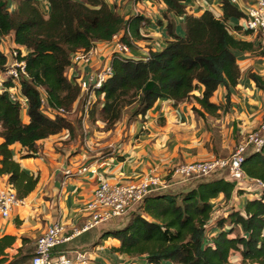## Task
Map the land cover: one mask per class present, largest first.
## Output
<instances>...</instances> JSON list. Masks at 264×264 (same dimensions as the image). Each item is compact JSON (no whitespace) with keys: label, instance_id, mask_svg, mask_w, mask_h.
Instances as JSON below:
<instances>
[{"label":"trees","instance_id":"16d2710c","mask_svg":"<svg viewBox=\"0 0 264 264\" xmlns=\"http://www.w3.org/2000/svg\"><path fill=\"white\" fill-rule=\"evenodd\" d=\"M11 1L14 9L8 6L10 0H0V68L6 62L2 38L28 49L27 77L20 80L27 105L22 116L20 104L9 98L7 89L0 91V175L8 176V187L23 200L35 189L40 176L23 168L13 158L10 146L19 143L26 150L25 157L35 156L38 141L63 131L70 135V112L76 113L81 123L80 90L72 79L74 72L68 70L72 54L87 51L99 41L110 42L114 35L136 49V42L145 38L141 28L151 20L139 13L125 18L116 4L112 8L105 0H47V11L38 0ZM159 1L166 8L167 43L160 50L145 45L147 57L112 54L114 74L96 90L86 128L89 121H95L109 130L125 115L127 123L144 120L160 99L174 105L192 101L199 106H193L196 115L216 116L227 103H214V93L222 85L228 89L236 86L240 78L234 51H254L264 57V44L253 47L251 42L233 36L227 21L242 20L244 15L229 0H220L221 16L209 9L196 14L194 3L184 0ZM177 23L182 35L176 31ZM234 29L240 31L241 27ZM248 77L264 95V77L253 71ZM42 93L50 109L63 108L68 113L46 115L40 102ZM97 114L100 120L95 119ZM242 167L248 177L264 180V147L260 151L248 149ZM226 175L227 170H216L151 191L103 228L99 240H118L111 253L142 258L146 264H229V260L238 259L237 264H264V193L247 199L243 208L217 215V233L209 239L205 236L213 219L212 200L223 195L228 202L234 193L245 192L236 190ZM22 240L18 255L8 264L31 261L35 245L25 237ZM14 241L12 235L0 237V263L6 261L4 250Z\"/></svg>","mask_w":264,"mask_h":264},{"label":"crops","instance_id":"0c3cea01","mask_svg":"<svg viewBox=\"0 0 264 264\" xmlns=\"http://www.w3.org/2000/svg\"><path fill=\"white\" fill-rule=\"evenodd\" d=\"M105 1L112 8L116 4L125 18L137 13L150 18L151 23L141 28L144 40L136 42L142 48L132 47L133 55L147 57L145 45L148 44L153 50L165 46L168 40L164 17L166 8L161 1L137 0L136 5L134 0ZM240 1L247 3L252 0ZM184 2L194 3L196 14L209 9L216 16L222 15L220 0ZM42 6L47 7L45 2ZM173 18L179 21L178 17ZM227 23L236 39L249 41L253 47L263 45L256 34H244L242 28L240 31L234 29L237 25L241 27L242 20L231 18ZM176 31L183 34L179 23ZM93 50L90 63L79 65L77 72H88L99 62L107 61L113 52V42H96ZM234 53L241 70L240 78L236 86L228 89L222 85L214 93L211 98L214 103H227V107L216 116L196 115L193 106H199L192 101L174 105L170 100L160 99L148 110L144 120L127 123V116H124L109 130L103 129L104 125L99 123L92 136L88 135V128L84 129V143L80 147L72 144L69 147L64 144L63 147L62 142H57L58 149L53 147L52 142L56 138L66 135L61 139L66 140V131L38 141L39 149L35 156L25 157L26 150L19 143L12 144L13 158L28 171L38 172L40 178L35 189L21 200L9 217L0 222V237H15L14 243L4 250L6 261L0 264H8L18 255L24 237L34 246L36 238L55 221L64 224L67 234L73 228L82 226L86 220L85 207L94 198L99 177L111 184L136 183L151 175L166 177L172 167L181 163L229 155L238 142L264 122L263 92L248 77L249 71L264 77V57L254 51L235 50ZM195 93L199 95L200 91ZM95 160L96 173L90 169L80 175H64L68 167L76 169ZM8 184V176L0 175V192L7 190ZM249 191L234 193L228 202L223 195L213 199L214 212L210 222L215 224L216 216L222 212L243 208L245 203L242 199L246 201L256 197L255 191ZM103 228L107 226L99 225L74 235L55 252L72 256L76 251H86L90 257L89 264H146L142 258L111 253L110 248L117 247L119 242L114 238L99 240Z\"/></svg>","mask_w":264,"mask_h":264},{"label":"built area","instance_id":"2783aa9c","mask_svg":"<svg viewBox=\"0 0 264 264\" xmlns=\"http://www.w3.org/2000/svg\"><path fill=\"white\" fill-rule=\"evenodd\" d=\"M243 13L241 28L243 31L256 34L264 44V0H252L240 3V0H229ZM136 0L134 4L136 5ZM137 13V10H136ZM1 50L5 54L4 68H0V91L7 89L9 98L18 102L21 106V114L27 105V98L21 92L20 80L27 77L25 56L28 54L26 47L9 44L8 38L1 39ZM113 52L107 61L94 65L88 72H77L81 64H89L94 54L93 47L87 51H77L71 56L68 70L74 71L72 79L79 87L78 104L81 107V125L86 129L91 103L95 92L104 82L114 74L111 64V56L114 54L122 58H137L133 55L132 47L122 43L118 35L112 38ZM10 83L9 85L5 84ZM44 93V92H43ZM42 93V94H43ZM45 94L41 97L43 112L53 117L57 112L68 113L63 108L56 111L50 109L46 103ZM264 147V122L251 130L244 140L238 142L231 153L225 157H213L205 160H196L181 163L172 167L166 177L151 175L140 182L126 184H111L99 177V183L94 191V198L85 207L86 220L80 227L72 229L70 234L65 231L64 224L55 221L49 224L45 231L36 238L34 255L30 264H89L90 257L86 251H76L72 256L55 252L57 246L69 241L74 235H79L115 217L125 214L136 203L142 201L146 195L154 190L166 189L176 182H186L192 177L207 175L216 170H227L226 179L235 185V189L255 191L256 197L264 193V180L248 177L242 167L245 154L248 149L260 151ZM96 173V160L87 165L78 166L76 169L66 168L64 175H80L87 170ZM21 203L13 189L0 192V220L10 216L14 208ZM215 224L209 222L205 228V236L209 239L217 233ZM264 235V230L263 233ZM237 261L229 260V264H237Z\"/></svg>","mask_w":264,"mask_h":264},{"label":"rangeland","instance_id":"374dc122","mask_svg":"<svg viewBox=\"0 0 264 264\" xmlns=\"http://www.w3.org/2000/svg\"><path fill=\"white\" fill-rule=\"evenodd\" d=\"M39 1V3H40V5H41V7L43 8V10L44 11H47L46 9H47V7H43L42 5L44 4V2H45V4L47 5V0H38ZM8 6L10 7V8H13L14 9V3L10 0V2L8 3ZM137 45V48H142V46L141 45H139V44H136ZM125 116H127V115H125ZM67 118H68V120L71 122V125H72V128H71V131H70V135H67V138H66V140H61V139H64L65 137H66V135H63V136H61V137H58V138H56L57 140H54L53 142H52V145H53V147L55 148V149H58L59 148V146L57 145V142H62V146L63 147H65L64 146V144L67 146V147H69V145H74L75 147H80L83 143H84V139H83V134H84V128H83V126L81 125V123L79 122V121H77V114L76 113H69L68 115H67ZM101 119L100 118V115H96V117H95V119ZM100 124H103V123H101V122H99ZM98 128L99 126L95 123V121H89V123H88V135H91L92 136V132H94V128ZM103 129H105V128H103ZM60 150V149H59ZM85 165H87V164H89V163H84ZM245 192H246V190H245ZM242 202L243 203H245V200L244 199H242ZM3 219H5V218H3ZM3 219H1L0 220V222L3 220ZM116 220H117V218H116ZM115 221V218L114 219H112V220H109V221H107V222H104L103 224H101V226H108V224L109 223H111V222H114ZM134 261V260H133ZM28 264H30V261L28 262ZM134 264H136V263H134Z\"/></svg>","mask_w":264,"mask_h":264}]
</instances>
